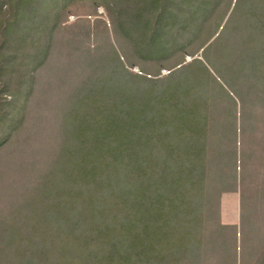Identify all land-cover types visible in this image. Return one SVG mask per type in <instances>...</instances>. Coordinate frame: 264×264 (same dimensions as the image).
I'll return each mask as SVG.
<instances>
[{"label":"trees","instance_id":"trees-1","mask_svg":"<svg viewBox=\"0 0 264 264\" xmlns=\"http://www.w3.org/2000/svg\"><path fill=\"white\" fill-rule=\"evenodd\" d=\"M74 1L0 0V80L13 97L0 96V151ZM93 1L136 57L176 65L163 76L132 72L110 41L81 43L57 64L54 147L33 186L13 168L2 189L0 264H184L201 247L203 212L233 189L217 181L234 158V123L218 128L231 145L218 150L204 95L208 84L229 96L224 85L257 78L264 0ZM199 49L203 59L184 62Z\"/></svg>","mask_w":264,"mask_h":264},{"label":"rangeland","instance_id":"rangeland-1","mask_svg":"<svg viewBox=\"0 0 264 264\" xmlns=\"http://www.w3.org/2000/svg\"><path fill=\"white\" fill-rule=\"evenodd\" d=\"M95 4L93 0L74 1L60 17L63 26L58 29L56 23L51 55L36 73L32 94L25 97L27 100L21 110L23 121L0 151V200L2 196L8 197L2 189L10 184L13 168L16 169V176L19 175L16 178H20L22 187L23 180L28 183L27 176L32 183L39 178L40 174L36 172L41 171V162L48 158L49 148L54 147L57 131V64L62 60L69 63L75 58V49L80 52L81 43L92 47L102 46L103 49L110 41L125 66L136 73L157 72L163 76L167 75L170 66L176 65L178 57L159 63L136 57L135 53L129 51L130 45L123 40L118 42L109 12L102 5ZM69 40L75 42L70 44ZM68 44L69 47L63 49ZM202 54V49L192 55L185 54L184 62L193 58L203 59ZM259 68V71H255L257 78L252 81L243 80L230 88L223 84L229 96L212 84L206 85L204 112L215 130L209 131L211 142L220 137L219 129L227 119L234 123V128L230 125L228 132L233 139L235 137L231 143L234 158L229 167L220 166V171H226L227 178L216 179L220 190L229 186L233 189L219 191V200H213L211 210L203 212L201 247L184 264H264V63ZM252 69L250 67L249 72ZM1 80L2 101H6L4 104L13 102V97L7 92L9 89L4 88L5 83ZM1 86L4 87L1 89ZM21 96L16 97L20 104L24 99L23 92ZM222 143H228V147H231L226 137L222 141L217 140L215 146L218 150L222 149ZM33 167L36 171L32 170ZM22 191L24 188L20 194ZM4 198L0 201V208Z\"/></svg>","mask_w":264,"mask_h":264}]
</instances>
